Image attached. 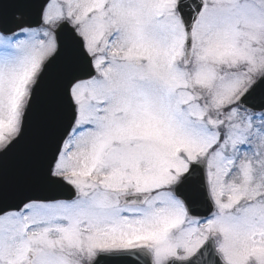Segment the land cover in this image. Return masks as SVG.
<instances>
[{
    "label": "snow or ice",
    "instance_id": "6c2138e0",
    "mask_svg": "<svg viewBox=\"0 0 264 264\" xmlns=\"http://www.w3.org/2000/svg\"><path fill=\"white\" fill-rule=\"evenodd\" d=\"M0 264H264V0H0Z\"/></svg>",
    "mask_w": 264,
    "mask_h": 264
}]
</instances>
